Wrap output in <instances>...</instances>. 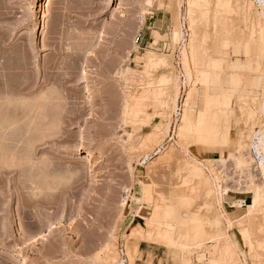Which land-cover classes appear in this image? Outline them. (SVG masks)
Masks as SVG:
<instances>
[{
    "label": "rangeland",
    "instance_id": "374dc122",
    "mask_svg": "<svg viewBox=\"0 0 264 264\" xmlns=\"http://www.w3.org/2000/svg\"><path fill=\"white\" fill-rule=\"evenodd\" d=\"M243 1L0 0V264H120L121 245L128 264H264V209L246 220L264 21Z\"/></svg>",
    "mask_w": 264,
    "mask_h": 264
},
{
    "label": "bare ground",
    "instance_id": "6f19581e",
    "mask_svg": "<svg viewBox=\"0 0 264 264\" xmlns=\"http://www.w3.org/2000/svg\"><path fill=\"white\" fill-rule=\"evenodd\" d=\"M231 1H233L234 2V4H235V7H236V10L238 11V12H244L246 9L248 10V6L250 5V4H248V6L246 5V2L245 1H243V0H231ZM249 2L251 1V3L253 2L255 5H257L259 8H261V11L259 12V14H257V13H255V14H257L258 15V17L255 15V17H257V20H258V22L261 20L262 21V24H263V21H264V0H248ZM252 3V4H253ZM251 7V6H250ZM249 7V8H250ZM178 8H180V6L178 7ZM252 9V8H251ZM179 11H180V9H179ZM179 16V15H178ZM180 23V22H179ZM177 27H176V30H175V33H174V38H175V40H179V39H181L182 38V36L184 35L183 34V31L181 30V26H180V24H177L176 25ZM185 43V42H184ZM185 52V51H184ZM190 55V53L188 52V54H187V57ZM193 55L194 56H196V52H194L193 53ZM183 57V56H182ZM185 57H186V54H185ZM148 58V57H147ZM139 60V58H136V60ZM146 59H145V63H146ZM147 63H148V61H147ZM150 63V62H149ZM217 67H219L220 66V64H217L216 65ZM244 66V65H243ZM233 68H239V67H242V65H240V64H237V63H235L233 66H232ZM183 79H185V78H183ZM215 80V84L217 85V84H219V80L218 79H221L220 77H216L215 76V78H214ZM186 80V79H185ZM167 83L169 82V81H166ZM186 83V82H185ZM170 84V83H169ZM184 84V83H183ZM178 86V85H177ZM232 93H233V91H232ZM210 95H211V93H210ZM210 95H208V97H207V100H206V104L208 105V106H221V107H224L225 109H230V107H231V102H230V99L228 98V97H224L223 99H217L216 97H213V99H211L212 97L210 96ZM262 97L260 98V101H259V109H260V111L263 113L264 112V81H263V85H262ZM177 96V95H176ZM223 96H225V94H223ZM211 97V98H210ZM173 103V102H172ZM176 105V104H175ZM136 107V106H135ZM176 108V107H175ZM210 108V107H209ZM209 108H208V111H209ZM213 108V107H212ZM137 109H139L138 108V106H137ZM211 109V108H210ZM212 110V109H211ZM136 111V110H135ZM138 111V110H137ZM180 112V110H178V113ZM211 112V111H210ZM142 113H143V111H142ZM207 114H209V112L207 113ZM140 115V114H139ZM138 115V116H139ZM250 117H252L253 118V116L252 115H250ZM140 118V117H139ZM208 119H209V117H208ZM209 122H211L210 121V119H209ZM207 124V123H206ZM211 123H209V125H210ZM208 125V124H207ZM206 125V126H207ZM209 125H208V127L207 128H209V131H208V133H211L210 135H215V133H214V131H211L212 130V128L211 127H209ZM258 125H259V129L258 130H254V132H252V134H251V152L252 153H254V157H253V160L255 161V163L258 165V166H256V168L259 170V171H262L261 173H263L264 174V120H259V122H258ZM167 126V125H166ZM165 125H162L161 123L159 124H156L155 126H154V128H153V131L151 132V133H149L148 135H147V137L148 138H150V139H152V140H150L151 142L153 141V139H155L156 137H157V135L158 134H160L161 132L162 133H165V132H163V131H165L166 130V132H167V129H168V127H166ZM169 126V125H168ZM183 132V131H182ZM190 132H192V131H190ZM192 133H195L197 136H199V137H201L202 138V142L204 143V142H207V141H209V139L211 138V137H213V136H209V138L208 137H205L204 136V134H202V133H200V129H199V127L198 126H195V128H194V131L192 132ZM194 134V135H195ZM161 135V134H160ZM195 135V136H196ZM155 137V138H154ZM195 138V137H194ZM200 139V138H199ZM198 139V140H199ZM148 140V142L150 143V141ZM197 141V140H196ZM147 143V142H146ZM149 145V144H148ZM147 145V146H148ZM167 149V148H166ZM163 150V147H160L159 149H158V154L161 152ZM175 152V151H174ZM250 152V153H251ZM251 153V154H252ZM253 155V154H252ZM251 155V156H252ZM247 161V160H246ZM248 162V161H247ZM175 163V162H174ZM254 163V164H255ZM168 164H169V162H168ZM178 164V163H177ZM255 164V165H256ZM167 166V165H166ZM169 166H171V163H170V165ZM169 166H167V167H169ZM241 166H245L246 167V163L244 162V161H242L241 162ZM260 168V169H259ZM150 170H152V169H150ZM257 170V171H258ZM251 174V173H250ZM253 178V177H252ZM254 185H256V184H254ZM220 193V192H219ZM252 195H253V202L251 203V204H248V205H246L247 206V209H248V213H247V217H246V220H247V218L249 219V221L248 222H250V223H252V222H254V217L255 216H257V214L258 213H260L264 208V190L263 189H261V187H257V185H256V187L255 188H253V190H252ZM209 194H210V192H209ZM208 194V197L210 198V200L212 199V197L210 196ZM221 194H222V196H225V194H226V192H224V191H221ZM224 200H225V198H224ZM216 201V200H215ZM210 203H212V202H210ZM213 204V203H212ZM237 205H240V206H243V204H245V201H238L237 203H236ZM236 205V206H237ZM214 207V206H213ZM219 213V212H218ZM216 214V213H215ZM218 214H216V216H217ZM261 215V214H260ZM139 217V216H138ZM245 217V216H244ZM219 218H221V217H219ZM218 218V219H219ZM256 218V217H255ZM259 219V217L257 218V220ZM250 220H253V221H250ZM244 221V220H243ZM220 222H221V220H220ZM256 222V221H255ZM246 223V222H245ZM247 224H249V223H247ZM165 225V224H164ZM167 225V224H166ZM170 226V225H169ZM253 226H255V225H253ZM172 227V226H171ZM171 227H166L167 229H168V234H169V228H171ZM52 228H54V227H51L50 229L48 228V230L49 231H51L52 230ZM109 241V240H108ZM107 242V241H106ZM233 244H230L229 243V245L227 246L228 248H232L233 246H232ZM105 246V245H104ZM132 247H133V249H135L136 251H138V246H137V244H133L132 245ZM226 247V248H227ZM113 249H111L110 248V246H107V243H106V247H104V252H109V253H111L112 254V252H110V251H112ZM134 250V251H135ZM105 254V253H104ZM135 254V253H134ZM136 255V254H135ZM18 256H20V255H18ZM106 256L108 257V256H110V255H107V253H106ZM115 256V255H114ZM113 256V257H114ZM115 258V257H114ZM116 260V259H115ZM114 260V261H115ZM113 261V260H112ZM111 262V261H110ZM184 262V261H183ZM107 263V262H106ZM108 264V263H107Z\"/></svg>",
    "mask_w": 264,
    "mask_h": 264
},
{
    "label": "built area",
    "instance_id": "2783aa9c",
    "mask_svg": "<svg viewBox=\"0 0 264 264\" xmlns=\"http://www.w3.org/2000/svg\"><path fill=\"white\" fill-rule=\"evenodd\" d=\"M143 42H144V38L141 35L137 36V38L135 40V44L140 46L143 44ZM161 48L164 52H168V45L167 44H162ZM119 253H120V258H121L120 264H128V259H127L126 250H125L124 245L120 246Z\"/></svg>",
    "mask_w": 264,
    "mask_h": 264
},
{
    "label": "crops",
    "instance_id": "0c3cea01",
    "mask_svg": "<svg viewBox=\"0 0 264 264\" xmlns=\"http://www.w3.org/2000/svg\"><path fill=\"white\" fill-rule=\"evenodd\" d=\"M217 152H215L214 150H206L205 152H204V156H207L208 158H211V157H213V156H216L215 154H216ZM246 204V203H245ZM237 204L235 203V205L234 206H236ZM247 205V204H246ZM157 259V258H156ZM153 263L154 264H156V261L157 260H154L153 259ZM136 264H151L150 262H147L146 261V257H144V259L143 260H138V262L136 263Z\"/></svg>",
    "mask_w": 264,
    "mask_h": 264
}]
</instances>
